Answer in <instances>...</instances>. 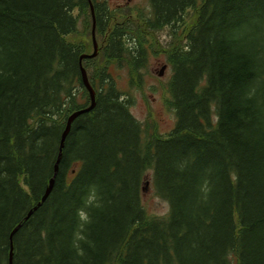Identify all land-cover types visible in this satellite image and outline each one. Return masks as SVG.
<instances>
[{
  "label": "trees",
  "instance_id": "16d2710c",
  "mask_svg": "<svg viewBox=\"0 0 264 264\" xmlns=\"http://www.w3.org/2000/svg\"><path fill=\"white\" fill-rule=\"evenodd\" d=\"M121 17L102 0H0V264H264V0H148ZM52 190L32 215L53 174ZM76 12V13H75ZM78 25V26H77ZM168 28L162 41L157 33ZM175 125L136 120L149 55ZM149 175L168 205L149 216Z\"/></svg>",
  "mask_w": 264,
  "mask_h": 264
},
{
  "label": "rangeland",
  "instance_id": "374dc122",
  "mask_svg": "<svg viewBox=\"0 0 264 264\" xmlns=\"http://www.w3.org/2000/svg\"><path fill=\"white\" fill-rule=\"evenodd\" d=\"M108 7L118 10L124 13H131V19H137V12L145 11L149 7L148 0H104ZM76 13V12H75ZM78 26V25H77ZM157 35L166 37V30L159 31ZM89 38L91 40V28L89 29ZM96 48L99 49L97 39H95ZM166 64L164 56L149 55L147 66L140 78L141 85L129 86L127 71L121 68L119 71L111 70L113 77L115 78L116 86L122 91H130L135 98V102L131 105L132 115L140 120H143L147 114V107L153 111L154 117L158 123L159 131L161 133H167L174 125V116L171 112L165 109L164 94L162 93L161 84L165 83L169 77V69L163 71L162 76L158 73L162 65ZM162 89V88H161ZM154 92V93H153ZM147 98V104L143 98ZM149 175H146L145 181H148V185L143 186L141 191V202L145 208L146 213L149 216L160 217L164 216L168 212V205L165 201L155 195L154 190L150 184ZM144 181V182H145Z\"/></svg>",
  "mask_w": 264,
  "mask_h": 264
},
{
  "label": "water",
  "instance_id": "95a60500",
  "mask_svg": "<svg viewBox=\"0 0 264 264\" xmlns=\"http://www.w3.org/2000/svg\"><path fill=\"white\" fill-rule=\"evenodd\" d=\"M94 19H93V26H92V42H93V49L94 52L91 55H83L80 56L79 58V66H80V70H81V79L83 82V85L85 86V88L88 91L89 94V98H90V105L84 109L78 110L73 112L71 115L68 116L67 120H66V124L65 127L61 133L60 139H59V145H58V151H57V156H56V160L53 166V174L51 176V178L48 180L47 186L44 190L43 195L41 196L40 200L35 204V206H33L29 212L27 213V215L24 217V221H26L31 215L32 213L38 208L40 207L44 201L47 199V197L49 196L53 184H54V180H55V176L57 174V170H58V164L60 162L61 159V154H62V149L64 147V141L66 139V136L70 130V126L71 123L80 115L85 114L87 112H89L90 110L93 109L94 107V102H95V97H94V91L92 90V88L90 87V85L88 84L86 75H85V71L83 70V68L81 67V59L83 57H92L95 55L96 53V43H95V29H94ZM21 227V223H19L17 226H15V228L12 230V232L9 235V245H10V252H9V258H8V264H12V249H13V245H12V240H13V235L14 233Z\"/></svg>",
  "mask_w": 264,
  "mask_h": 264
}]
</instances>
